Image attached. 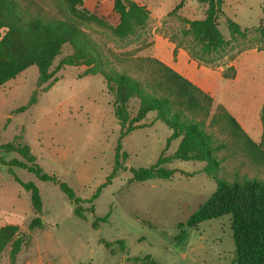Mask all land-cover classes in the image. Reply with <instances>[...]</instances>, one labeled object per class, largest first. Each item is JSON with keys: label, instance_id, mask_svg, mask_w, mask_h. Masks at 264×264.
<instances>
[{"label": "rangeland", "instance_id": "374dc122", "mask_svg": "<svg viewBox=\"0 0 264 264\" xmlns=\"http://www.w3.org/2000/svg\"><path fill=\"white\" fill-rule=\"evenodd\" d=\"M24 1L80 25L97 42L108 66L145 76L151 73L150 63L140 58L161 60L155 52L157 36H161V26L155 28L156 19L135 35L120 39L111 30L118 15L107 2L101 7L98 0L93 8L97 0H84L83 7L94 10L106 21L99 24L70 13L62 0ZM224 9L246 29V35L232 36L226 15L220 16L219 28L231 44L221 53L208 55L215 59L223 57L219 64L229 63L247 46H264V35L253 26L259 25L264 17V0H225ZM191 10V5L185 8L186 12ZM163 23L169 25L167 33L171 38L184 46L190 44L192 36L183 33L187 25L177 11ZM71 52L72 48L66 45L51 69ZM239 67V78L226 80L217 93L211 115L218 112L217 101L225 107L232 106L241 116L245 131L264 153L261 120L264 51L244 54ZM86 68V65H66L55 73L59 79L43 90L46 83L39 84V68L33 64L0 87V144L8 141L29 144L43 170L66 181L81 198L91 197L112 172L121 134L114 114V98L103 76L84 74ZM227 69L232 71L231 67ZM35 92V103L24 111L14 112L27 104ZM129 106L134 115L138 100L132 99ZM209 130L215 133L217 142L226 143L217 154L221 160L219 176L229 180L264 177V156L260 151L249 153L242 137L233 135L227 119ZM171 133L172 129L157 118L156 112H149L136 129L124 136L120 151L126 152L127 157L120 160L126 168L118 170L93 202L80 203L85 218L76 214L75 202L57 182L42 180L19 166H11L10 172L9 161L22 157L15 150L0 148V226L18 224L26 235V243L14 264H151V260L157 264H237L230 215L207 219L197 226L188 225L191 215L217 188L216 180L204 170L206 161L175 158L165 164L177 170L170 178L130 181L131 166H148L160 154L169 155L177 149L180 138L166 146ZM15 174L39 187L43 200L42 226H31L35 216L31 193L15 180ZM106 213H110L108 221L99 222V227L94 228V218ZM100 239L112 242L111 246ZM120 240L124 241L123 247ZM8 263L9 247L0 257V264Z\"/></svg>", "mask_w": 264, "mask_h": 264}, {"label": "trees", "instance_id": "16d2710c", "mask_svg": "<svg viewBox=\"0 0 264 264\" xmlns=\"http://www.w3.org/2000/svg\"><path fill=\"white\" fill-rule=\"evenodd\" d=\"M70 13L94 20L99 24L106 21L93 11L83 7L84 0H62ZM205 5L202 18H183L187 25L184 34L192 36L190 44L185 45L192 56L204 59L206 55L221 53L230 47L231 41L219 28V18L225 14L224 0H198ZM185 0H180L168 13L173 15L182 8ZM113 12L118 21L111 30L120 39L135 35L146 27L150 20V10L134 0H114ZM227 25L232 33L246 35V29L231 17H227ZM256 29L264 35V17ZM69 45L72 52L62 57L52 68L54 61L63 48ZM178 45L183 43L178 41ZM253 46H247L251 48ZM259 49H264L259 47ZM149 62L151 73L135 76L126 70L108 66L102 56L97 42L80 25L46 13L24 0H0V87L11 78H15L27 67L36 64L39 68V84L42 89H49L59 78L55 73L66 65H86L84 74L100 73L108 92L113 95L114 114L120 124V138L115 150V161L112 172L100 184L89 198L79 197L75 190L55 174L45 172L36 162L27 143L14 144L8 141L0 144V148L15 150L22 159L13 158L11 166L27 168L42 180L57 182L60 188L75 202V212L86 217L81 202H93L99 197L102 189L111 183L112 178L121 168H126L120 157L125 159L126 152L121 153V139L136 129L149 112H156L158 119L172 129L166 146L180 138L177 149L169 155L160 154L158 159L148 166H131L130 181H144L151 178H170L177 170L165 164L178 158L182 160L206 161L204 170L217 182L216 190L188 219V225L197 226L204 220L230 215L231 229L235 243L237 264H264V177H243L229 180L219 176L217 170L221 160L218 152L226 146L223 141L217 142L210 126L227 119L232 124L234 136H241L249 153L260 151L257 143L242 127L237 118L221 103L217 111L211 115L214 97L192 82L186 76L154 57L140 58ZM231 72L226 69L224 76L234 78L236 68ZM141 68V66H139ZM132 99L138 100V108L131 115L129 104ZM37 101V92L33 93L27 104L17 107L14 112H21ZM209 120V122H208ZM261 120L264 125V102L261 108ZM261 156H264L262 151ZM15 180L31 193V205L35 216L32 227L43 224V200L39 187L33 181H24L16 174ZM110 213L97 216L92 221L94 228L99 222H107ZM185 236L184 229L180 237ZM105 245L112 242L100 239ZM122 247L124 241H118ZM26 243V235L18 224L6 223L0 226V257L9 247V263L14 264L22 246ZM151 264H157L151 260Z\"/></svg>", "mask_w": 264, "mask_h": 264}, {"label": "crops", "instance_id": "0c3cea01", "mask_svg": "<svg viewBox=\"0 0 264 264\" xmlns=\"http://www.w3.org/2000/svg\"><path fill=\"white\" fill-rule=\"evenodd\" d=\"M86 1V0H85ZM100 6L104 3H108L110 6V10L113 9L114 0H99ZM142 5H145L150 10V20L156 19V26H161V36H157V40L155 42V52L156 55L166 63L171 66L192 82L197 84L204 91L210 93L215 101L216 96L219 90L224 86L226 80H236L239 78L241 74V70L239 67V60L244 54L249 51L252 52H262L263 49H259L258 47L247 48L241 51L237 56L232 59L229 63L219 64L221 62V58L215 59V57H204V59H199L191 55L189 49L184 45H178V41L174 40L167 33L169 29V25L167 23H163L165 18H167L168 13L175 7V5L180 0H172L171 4L168 3V0H134ZM98 0L94 3L93 8ZM225 2V0H224ZM192 6L193 10L185 11L187 6ZM202 6V7H201ZM205 5L200 3L198 0H185L182 8L179 9V14L183 18L195 19L202 18L205 15ZM224 9V5H223ZM224 12L225 9H224ZM226 17H229L228 14H224ZM233 19V18H232ZM164 20V21H163ZM241 25V24H240ZM242 26V25H241ZM253 26H257L253 25ZM243 27V26H242ZM229 65H232L236 68V75L234 78H226L224 76V71L227 69ZM217 103H221L218 102ZM223 103V102H222ZM221 103V104H222ZM228 107L229 111L239 120L242 127L246 129L244 122L242 121L241 116L235 113L234 108L232 106L226 104V108Z\"/></svg>", "mask_w": 264, "mask_h": 264}]
</instances>
